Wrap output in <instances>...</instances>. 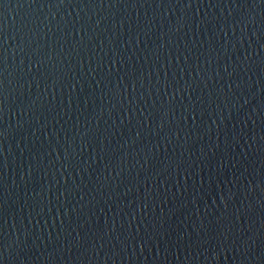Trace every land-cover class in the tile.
Segmentation results:
<instances>
[{"label": "water", "instance_id": "1", "mask_svg": "<svg viewBox=\"0 0 264 264\" xmlns=\"http://www.w3.org/2000/svg\"><path fill=\"white\" fill-rule=\"evenodd\" d=\"M0 264H264V0H0Z\"/></svg>", "mask_w": 264, "mask_h": 264}]
</instances>
